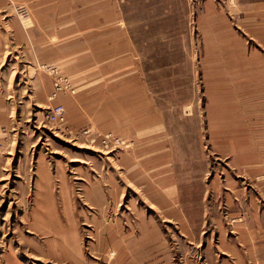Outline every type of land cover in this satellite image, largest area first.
<instances>
[{
  "label": "rangeland",
  "instance_id": "rangeland-1",
  "mask_svg": "<svg viewBox=\"0 0 264 264\" xmlns=\"http://www.w3.org/2000/svg\"><path fill=\"white\" fill-rule=\"evenodd\" d=\"M0 264H264V0H0Z\"/></svg>",
  "mask_w": 264,
  "mask_h": 264
},
{
  "label": "built area",
  "instance_id": "built-area-1",
  "mask_svg": "<svg viewBox=\"0 0 264 264\" xmlns=\"http://www.w3.org/2000/svg\"><path fill=\"white\" fill-rule=\"evenodd\" d=\"M18 11L22 14H27V8L23 5H20L17 7ZM66 85H70V82L68 79H65ZM57 89H61V85H58V82L56 83ZM47 117L49 118L50 121L53 122H58L62 121L65 117V108L62 104H57L54 107H52L47 114ZM114 143L117 144L120 140L118 138H113Z\"/></svg>",
  "mask_w": 264,
  "mask_h": 264
}]
</instances>
